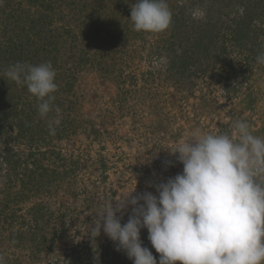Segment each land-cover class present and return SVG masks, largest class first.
<instances>
[{
    "label": "rangeland",
    "instance_id": "obj_1",
    "mask_svg": "<svg viewBox=\"0 0 264 264\" xmlns=\"http://www.w3.org/2000/svg\"><path fill=\"white\" fill-rule=\"evenodd\" d=\"M136 2L107 0V202L131 192L158 195L150 185L183 172V164L169 151L194 132L229 133L234 121L244 120L254 135L264 138V65L252 63L264 53V17L257 14L252 20L251 28L258 30L250 32L254 39L244 49L234 47L230 34L217 27L218 42L230 48L222 51L217 43L216 50L230 55L233 68L230 62L215 61L216 52L208 57L198 49L188 58L195 63L184 65L182 55L200 35V27L207 26L209 14L221 13L234 26L231 20L241 11L228 16L216 4L210 10L211 0H167L171 26L148 33L135 31L130 20ZM197 8L204 10L203 18H193ZM28 49L26 62L16 59ZM15 62H51L60 95L53 93L47 117L35 114L47 125L28 126L23 112L17 113L16 106L29 103L25 108L34 113L41 101L35 96L22 101L23 93L14 94L22 85L6 80L3 73ZM57 119L52 134L49 122ZM6 149L18 153L13 158L21 161L16 172L14 162L2 157ZM31 152L35 164L27 160ZM42 164L50 176L57 171L59 177L48 175L43 188L31 192L23 179L29 171L39 174ZM38 203L49 212L51 242L34 253L30 242L17 246L12 239L2 246L8 252L4 264H65L72 248L79 259L106 264V234L101 230L98 237L90 235L97 212L106 204V0H0V224L5 221L8 238L19 227L10 214H19L22 206L23 213L34 217L28 208ZM132 207L117 213L122 224ZM148 235L142 228L143 246L159 264L160 254ZM107 264H133L108 235Z\"/></svg>",
    "mask_w": 264,
    "mask_h": 264
},
{
    "label": "clouds",
    "instance_id": "obj_2",
    "mask_svg": "<svg viewBox=\"0 0 264 264\" xmlns=\"http://www.w3.org/2000/svg\"><path fill=\"white\" fill-rule=\"evenodd\" d=\"M192 15L203 18L205 12L197 8ZM172 19L167 0H137L131 6L130 20L138 32L166 31ZM256 63L264 65V53L257 55ZM3 75L25 84L41 101L39 115L48 116L58 87L51 62H17ZM54 123L59 120L49 122L52 134ZM232 129L220 134L194 132L180 141L169 153L183 164L182 174L150 185L158 195L131 192L118 201L109 200L97 212L90 235L98 237L103 230L133 264H157L152 251L143 246L142 228H147L148 239L160 254L159 264H264V138L254 135L244 120L234 121ZM129 205L132 215L122 224L117 213Z\"/></svg>",
    "mask_w": 264,
    "mask_h": 264
},
{
    "label": "trees",
    "instance_id": "obj_3",
    "mask_svg": "<svg viewBox=\"0 0 264 264\" xmlns=\"http://www.w3.org/2000/svg\"><path fill=\"white\" fill-rule=\"evenodd\" d=\"M211 1H212L211 4L209 3V9L210 10L213 9V6L216 4L219 7H221L223 10H226L228 12L227 13L228 16H231L232 12L235 13V12H240V11H241V16H239V18L237 17V15L235 17H233V20H231V23H234V26H232V25H230V23L227 24L226 21L223 20L221 13L216 14V15L215 14H212V15L209 14V21L207 23V26L206 27H200V29H199L200 35L196 37L195 41H193L191 45H187V47H186L187 49L185 48L186 50L184 49L185 52L182 55V57H184L186 59L182 62L184 63V65L187 63L189 65L192 63H195V61L189 62L188 58L194 56L195 49L196 50L198 49V51H202V53H205L206 55H208V57L210 56L211 51H212V53L216 52L214 55L215 61L230 62V65H232V68H233L235 65L234 64L235 61H233V59L229 58L230 55H224V52L219 53L216 50L218 46H215V45L217 43H219L218 42L217 27L219 28V27L223 26L224 30H226V32H228L230 34L228 40L230 42H233L232 45L234 47L242 46L241 48L244 49L243 48L244 45L249 40L254 39V37L249 36L250 32H252V31L255 32L258 30V27H254L253 29L251 28L252 26H250V24H251L252 20L257 18L258 16L264 17L263 16L264 15V0H211ZM230 9H231V11H229ZM214 11H212V12H214ZM257 14H260V15L257 16ZM220 21H222V22H220ZM219 45L222 46V51L223 50L226 51V48L228 47V46H226V44L221 45L219 43ZM228 48H230V47H228ZM22 51H25V49ZM36 51L40 52L37 49H36ZM197 53H199V52H197ZM18 54L20 55L19 52H18ZM28 54H30V49H28L27 54L25 52H23V56L18 57L16 59H23V62H26V58H27ZM34 58H35V56H34ZM199 60H201V59H199ZM255 60H253L252 63L257 64ZM16 61H18V60H16ZM33 62H35V60H33ZM9 63H8V65H9ZM172 63H173V60H172L171 64ZM202 70L205 71L206 68H204ZM56 81H57V79L55 78V82ZM56 84L58 87H57V90L54 94L55 96H56V94L60 95V91H61V89H60L61 86L59 85V83H56ZM21 85H22V90H20L18 88L17 92H15L14 94H17V96L19 97L23 93L24 95L21 96L22 101L26 97L29 98V97L34 96L28 91L27 86L25 84H21ZM70 86H71V83H70ZM11 100L12 99L10 96L9 102H11ZM38 103H39V101H38ZM28 105L31 106L30 103L26 104V105L22 104L20 109H18V107L16 106V109L19 110L17 113L23 112L24 118L27 120L28 126H31L35 123H38L37 125L40 124L39 126H43V122L45 125H47L44 120L43 121H41V120L37 121L36 120L35 114L38 113V109H36L34 111V113H31V112L28 113L27 109L25 108ZM23 126H25V124ZM6 151L5 150L3 151L4 155L2 157L7 161L14 162L15 161L13 159L14 155L15 156L18 155L17 151H13V153L10 149H6ZM34 156H35V154L33 152L29 153L27 160L30 161V159L32 158L33 163L35 164V157ZM56 156L58 159H61L60 152H58V154ZM17 159H19V158H17ZM28 161H26V162H28ZM19 162L21 164V161H19V160L17 162H14L15 172H16V168L18 167ZM22 162H25V161H22ZM29 172H30L29 175L26 173L27 178L23 179L24 185L29 186L31 188V192L33 191V188H35V189L43 188V185H45V183L43 184V179L44 178L46 179V177L49 175V171L47 169H45L44 165L42 164V167H41L39 174L36 171H33V172L29 171ZM57 173H58L57 171H52L51 176L49 175L50 178L52 180L58 178L59 175H56ZM48 183H50V182H48ZM46 184H47V182H46ZM11 199H12V201H14L17 199V196L15 197V195H14ZM18 208L19 209H17L16 212H18L19 214H17V213H16V215L10 214V216H12L13 220L19 225V227L14 231V233H12V236H10L8 238V236L11 233L9 235L4 234V233H6L5 221L3 220L2 224H0V248H3L2 246L4 245V243H7V242L10 243V240L13 239L14 243H17V246H19V243H21L22 241H25V243L30 242L31 244L28 246L35 251L34 253H37L39 250H40L39 252H41V248L45 247L47 242H51L49 240H51L53 238V235L50 236L48 234V231H47V229L49 227V220H50L49 219L50 215H48L49 214L48 210L45 209V206H43V203L34 204V205H32V207L28 208L30 214L34 215V217H32V216L28 217L25 213L22 212V211H24L22 209V206H20ZM0 212L2 213V211H0ZM0 222H1V220H0ZM23 247H24V245H23ZM7 253L8 252H6L4 248H3V250L0 251V264H4L7 262L6 261V254ZM78 254H79V252L76 251L75 248L69 249V253H67L65 255L68 258L67 259L68 261H66L65 264H92V262H90L89 260H88V262L86 261V259H89V258H86L85 260L77 258L76 256ZM11 262L12 261H9V264ZM18 262H21V261H18ZM14 264H17V260L15 261ZM19 264H21V263H19ZM55 264H59V263H57V261H56Z\"/></svg>",
    "mask_w": 264,
    "mask_h": 264
}]
</instances>
